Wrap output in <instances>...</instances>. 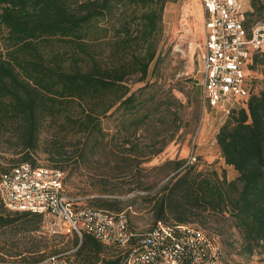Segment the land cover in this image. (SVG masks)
<instances>
[{
  "label": "trees",
  "instance_id": "16d2710c",
  "mask_svg": "<svg viewBox=\"0 0 264 264\" xmlns=\"http://www.w3.org/2000/svg\"><path fill=\"white\" fill-rule=\"evenodd\" d=\"M116 2L0 0V34L6 31L0 45V130L14 126L17 143L27 152L22 161L9 167L0 163V175L21 162L38 165L31 151L38 147L48 117H63L69 124L82 121L80 132L93 135L101 131L99 116L116 104L136 107V95L129 93L127 82L133 73H141L142 81L147 78L156 58L164 1L146 0L143 12L122 24L119 49L132 51L134 41L142 48L132 52L130 59L120 57L108 63L92 51L89 36L98 19L113 12ZM250 5L246 25L264 21V0H250ZM55 41L66 49L55 51ZM259 67L264 73V50L252 54L249 72ZM75 101L83 117L70 109ZM216 140L226 164L238 172L237 179L229 180L216 169L199 168L196 162L180 159L175 161V172L149 194L147 201L155 224H229L241 234L242 251L253 254L264 245V88L232 112L220 126ZM52 156L59 166L71 155L57 150ZM118 205L104 200L97 207L112 211L120 209ZM40 222L39 214L8 210L0 197V260L22 256L26 251L41 252L44 244L34 235ZM220 229L224 233V226ZM26 232L27 241L20 240L19 234ZM75 235L80 238L78 253L87 264H122L128 253L114 248L118 254L101 257L108 245L88 232L82 237ZM43 257H33V261Z\"/></svg>",
  "mask_w": 264,
  "mask_h": 264
},
{
  "label": "rangeland",
  "instance_id": "374dc122",
  "mask_svg": "<svg viewBox=\"0 0 264 264\" xmlns=\"http://www.w3.org/2000/svg\"><path fill=\"white\" fill-rule=\"evenodd\" d=\"M162 1V29L155 43L156 58L145 80H140L138 72L127 82L129 93L136 95V107L116 104L99 116L97 123L101 131L93 135L80 132L82 121L69 124L63 117H48L38 147L31 151L38 165L58 167L65 172V189L77 199L78 205L101 206L104 200L119 202L118 210L126 214L130 232L136 234L155 225L154 212L147 201L149 194L175 172V161L187 162L192 151L197 155L199 168L216 169L229 180L239 175L233 166L226 164L216 140L220 126L228 117L219 112L203 120L200 70L205 29L201 1ZM241 1L246 10H252L250 0ZM145 5L146 0H117L113 12L98 19L89 37L91 49L99 59L110 63L120 57L130 59L132 52L140 51L141 44L136 41L132 51L120 50L118 42L122 24L139 16ZM5 36L3 31L0 45ZM52 47L55 51L66 49L56 41ZM249 78L256 93L264 88L262 67L251 70ZM70 107L78 117H83L77 101ZM17 142L14 126L0 130L2 165L9 167L27 154ZM57 150H67L71 155L59 166L52 156ZM220 226L225 228L222 234ZM199 227L222 244L229 264H264V245L253 254L244 253L241 234L235 227L213 222ZM24 235L29 234L20 233L19 238L27 241ZM34 235L44 244L41 252L26 251L22 256L0 260V264H52L49 258L53 255L64 264H87L78 253L80 238L75 234L35 232ZM114 248L129 250L125 246L108 245L101 257L118 254L119 250ZM42 254V259L33 261V257Z\"/></svg>",
  "mask_w": 264,
  "mask_h": 264
},
{
  "label": "built area",
  "instance_id": "2783aa9c",
  "mask_svg": "<svg viewBox=\"0 0 264 264\" xmlns=\"http://www.w3.org/2000/svg\"><path fill=\"white\" fill-rule=\"evenodd\" d=\"M205 40L201 54V102L204 117L221 112L229 117L256 93L249 78V62L264 50V21L246 25L241 0H200ZM191 152L187 163H195ZM60 168L21 162L0 175V197L10 211L41 217L38 232L49 235L88 232L102 243L129 247L122 264H229L224 247L193 224L158 222L146 232H130L124 212L78 205L65 189ZM52 264H64L50 256Z\"/></svg>",
  "mask_w": 264,
  "mask_h": 264
}]
</instances>
